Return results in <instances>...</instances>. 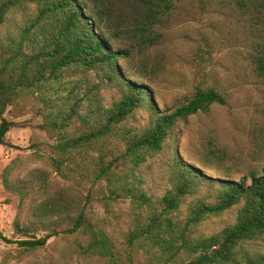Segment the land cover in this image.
<instances>
[{
    "label": "rangeland",
    "instance_id": "rangeland-1",
    "mask_svg": "<svg viewBox=\"0 0 264 264\" xmlns=\"http://www.w3.org/2000/svg\"><path fill=\"white\" fill-rule=\"evenodd\" d=\"M239 1L175 0L156 29L155 44L146 49L135 47L131 57L122 60L121 70L126 68L132 74L143 71L140 74L145 79L139 80L151 90L158 112L172 111L197 90L213 88L225 99L224 105H211L204 113L178 121L161 150L133 169L135 185L153 202L172 189L176 157L195 167L200 164V173L213 180L238 181L250 171L260 173L264 169V79L256 75L253 64L255 56L264 50V0H243L244 8ZM48 3L30 0L14 7L0 27V44L17 37L20 27ZM113 3L110 17L120 22L127 10H117L118 2ZM117 41L128 43L125 39ZM104 79L97 70L65 72L61 81L69 86L77 83L76 94L83 98L73 125L65 129L67 135L86 130L88 123L80 127L81 119L87 120L85 114L94 112L97 105L110 108L120 100V88ZM84 96L92 100L88 102ZM53 105L52 113L60 103L57 100ZM41 109L35 93L23 92L3 115L17 126L6 134L8 146H0V232L13 241L39 238L50 229L69 226L68 216L84 206L89 221L101 226L113 243L120 264H144L141 251L131 253L127 260L129 250L124 243L136 215L143 210H134L128 197L106 200L110 192L104 181L89 189L90 180L79 179L73 171L64 170L61 176L53 170L56 134L42 127ZM149 118L150 112L139 108L121 125L140 130ZM90 156L95 158L96 151H90ZM7 167L13 168V188L2 181ZM41 173L49 182L43 191L38 189L41 183L37 176ZM217 192V184L201 183L181 200L176 218L184 219L196 200L213 204ZM49 199L62 201V206L72 211L52 218L39 216L38 206ZM242 206L241 200L221 214L204 218L191 236L208 237L232 225ZM75 238L58 235L33 251L0 241V264H104L75 253ZM236 255L238 259L243 255L254 259L264 256V237L241 244ZM179 260L186 261L187 256L181 255Z\"/></svg>",
    "mask_w": 264,
    "mask_h": 264
},
{
    "label": "trees",
    "instance_id": "trees-1",
    "mask_svg": "<svg viewBox=\"0 0 264 264\" xmlns=\"http://www.w3.org/2000/svg\"><path fill=\"white\" fill-rule=\"evenodd\" d=\"M30 0H0V27L7 14L16 6ZM115 9L124 11L120 22L112 20L113 0H49L37 16L27 20L17 37L0 44V146H8L6 134L17 126L3 117L6 108L23 92L35 93L42 105V127L56 134L51 166L58 174L73 171L79 179L90 180L89 189L105 182L109 189L106 200L129 198L138 212L134 228L125 236L129 250L126 256L141 251L144 264H264V256L237 258L239 246L257 237H264V169L250 171L238 181L213 180L202 175L196 167L176 157L172 171V189L153 202L133 181V169L146 157L157 154L174 125L196 113H204L211 105H224V96L213 88L197 90L193 96L170 112H158L151 90L139 79V70L130 73L122 60L131 57L135 47L146 49L157 41L158 29L174 7L175 0H115ZM253 2L252 0H248ZM256 1V0H254ZM239 5L246 4L240 0ZM113 24V28L111 27ZM117 39L127 40L119 44ZM254 71L264 79V50L255 56ZM100 71L107 83L120 88L121 98L110 108L97 105L86 113V130L69 136L65 129L78 116L82 97L78 85L62 82L65 72L76 69ZM138 79V80H137ZM88 102L92 99L84 96ZM59 108L52 113L54 103ZM139 108L150 112L147 125L140 130L122 124ZM96 151V157L90 151ZM7 167L2 174L3 184L13 188ZM40 190L48 188V179L37 176ZM217 184L216 201L196 200L184 219H177L181 200L201 183ZM248 182V183H247ZM22 190V188L17 189ZM243 201L235 222L208 237H193L194 227L210 215H218ZM62 201L50 199L38 206L39 216L54 217L71 212ZM70 225L50 229L44 236L13 241L0 232V241L33 251L45 247L52 237L77 236L74 252L120 264L113 243L97 223L90 222L82 206L68 216ZM17 227V222H15ZM181 255L186 261L179 260Z\"/></svg>",
    "mask_w": 264,
    "mask_h": 264
}]
</instances>
